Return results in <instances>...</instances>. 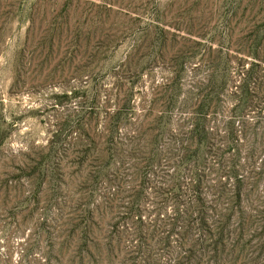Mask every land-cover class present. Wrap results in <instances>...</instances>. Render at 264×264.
<instances>
[{"label":"rangeland","instance_id":"1","mask_svg":"<svg viewBox=\"0 0 264 264\" xmlns=\"http://www.w3.org/2000/svg\"><path fill=\"white\" fill-rule=\"evenodd\" d=\"M0 264H264V0H0Z\"/></svg>","mask_w":264,"mask_h":264}]
</instances>
